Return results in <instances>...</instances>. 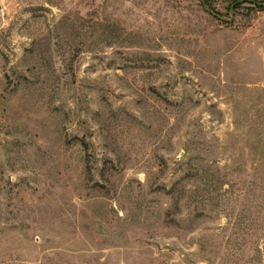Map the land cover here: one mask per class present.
Returning a JSON list of instances; mask_svg holds the SVG:
<instances>
[{"label":"rangeland","instance_id":"1","mask_svg":"<svg viewBox=\"0 0 264 264\" xmlns=\"http://www.w3.org/2000/svg\"><path fill=\"white\" fill-rule=\"evenodd\" d=\"M213 7L0 0V264H264V7Z\"/></svg>","mask_w":264,"mask_h":264},{"label":"trees","instance_id":"2","mask_svg":"<svg viewBox=\"0 0 264 264\" xmlns=\"http://www.w3.org/2000/svg\"><path fill=\"white\" fill-rule=\"evenodd\" d=\"M229 2V8L233 7V10L237 9V7L241 6L242 4H249L254 5L256 8H262L264 7L263 1H256V0H243V2H240L242 0H226ZM200 4L204 6L208 11L215 14L216 18L220 19V13H218L213 7V0H203L204 5L202 3V0H199ZM226 190L225 192H227Z\"/></svg>","mask_w":264,"mask_h":264},{"label":"water","instance_id":"3","mask_svg":"<svg viewBox=\"0 0 264 264\" xmlns=\"http://www.w3.org/2000/svg\"><path fill=\"white\" fill-rule=\"evenodd\" d=\"M202 3H203V5H204V2H203V0H202ZM205 10L210 14V15H212V16H214V17H216L215 16V14H213V13H211L210 11H208L206 8H205ZM232 11H233V7H231V18H230V20H229V22L232 20Z\"/></svg>","mask_w":264,"mask_h":264}]
</instances>
